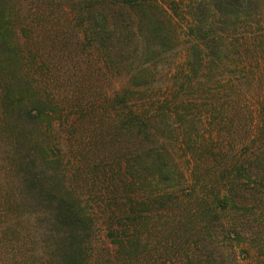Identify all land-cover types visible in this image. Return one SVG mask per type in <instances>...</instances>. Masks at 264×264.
Returning <instances> with one entry per match:
<instances>
[{
    "label": "rangeland",
    "instance_id": "1",
    "mask_svg": "<svg viewBox=\"0 0 264 264\" xmlns=\"http://www.w3.org/2000/svg\"><path fill=\"white\" fill-rule=\"evenodd\" d=\"M106 1L0 0V16L24 64L23 67L12 60L11 69L0 71V264H64V250L70 246L73 232L67 234L70 229L58 223L52 211L60 197L64 199V192L69 198H79L93 219L86 220L89 233L77 234L73 243L82 244L81 264H132L122 259L119 248L108 236V217L111 211H117L120 201H126V187L117 192L118 202L109 194L113 182L101 171H93L95 162L115 151L111 142L119 137L114 125L120 116L103 102L104 95L112 97L114 92L128 89L132 81L123 67L119 68L120 75L109 73L104 54L93 49L90 39L79 37L81 30L75 34L70 18L76 4L81 16L82 9L90 3ZM170 1L173 0L157 3L173 15L175 26L169 25L168 30L175 36V46L152 66L149 76L145 74L149 80L141 87L144 95L139 103L143 109H150L158 96L170 99L171 106L163 113L165 127L160 131L167 135L166 147L180 182L176 188L181 193L182 206L174 202L176 209L171 216L181 221L159 223L164 231L152 232V250L166 239L179 240L181 236L185 240L189 232L195 236L196 229H210L209 236L214 235L204 241L205 245L218 244L215 220L202 219L209 205L197 203V198L215 193V184H211L215 181V147L218 151L227 150L231 156H241L246 162L253 153V144L264 135V0H253L257 4L255 11L252 15L243 14L239 23L223 25L222 30L231 37L230 53L223 51L225 57L214 60L204 72L198 65L187 64L197 43L194 33L190 34V6L200 0H175L177 14ZM218 19L209 18V36L215 32ZM65 22L68 26L61 27ZM193 29L196 34L198 28ZM1 50L0 47V59ZM139 54L145 56L141 49ZM42 90L52 101L45 106L36 103ZM92 104L98 105L97 110ZM221 105L226 107V116L215 109ZM32 107L42 110V115L28 116L26 111ZM105 116L114 119L108 124ZM255 168L252 167L254 171ZM152 190L148 187L146 192ZM240 206L249 211L256 208L251 200ZM233 217L229 215L227 224L237 225L242 239L227 248V263L264 264V220L260 224L254 217L251 225L245 222L244 211L236 214L237 221ZM168 256H148L142 263L177 261H170ZM197 256L207 261L206 254ZM156 259L159 262H154ZM184 261L188 262L187 257Z\"/></svg>",
    "mask_w": 264,
    "mask_h": 264
},
{
    "label": "trees",
    "instance_id": "2",
    "mask_svg": "<svg viewBox=\"0 0 264 264\" xmlns=\"http://www.w3.org/2000/svg\"><path fill=\"white\" fill-rule=\"evenodd\" d=\"M250 1L200 0L190 6V16L193 18V22H190L192 25L190 34L194 33L197 43L193 46L194 52L193 49L190 51L192 56L187 61L189 67L198 65L202 71L208 70L214 60H222L223 51L227 55L230 53L231 37L222 29L229 27L230 24L239 23V17L245 13L252 15L257 4L253 0ZM172 3H174L172 6L175 9L174 14H177L175 0ZM7 5L10 4L7 3ZM79 8L80 6L76 4L73 15L70 17L75 24V34L81 30L79 37L82 40L90 39L93 49L101 50L109 73L115 72L120 75L119 68L123 67L126 69V75L129 76L128 79L132 81L128 89L114 92L112 97L108 94L104 95L103 102L109 103L120 118L122 116L121 119L117 116L119 120L114 125L115 129L118 127L119 137L118 140L114 139L111 142L115 151L106 154L100 162L93 164L95 174L101 171L104 177L108 176V180L113 182L112 187L109 185V194L114 196V200L119 202L117 192L122 189V186L126 187L124 188L127 193L126 201H120L117 211L113 210L111 215H108V236L119 248L118 252L122 254V259L132 264H147V262L142 263L144 258L148 256L150 259L161 258L164 253L169 254L170 261L177 260L173 264H188L192 261H195V264H228L226 261L227 248H232L235 240L241 241L242 239L240 230L236 228L237 225L228 226L229 215L232 214L233 220L237 221L236 214L244 211L245 222L251 225H253L254 217L255 221L261 222L260 224L264 220V135L253 144V153L246 162L241 156H231L227 150L220 148L218 151L215 147V172L212 173L215 174V181L211 183L215 184V193L213 196H202L201 200L197 198V203L209 205V208L206 207L203 211L202 219L215 220V239H220L218 244L205 245L204 241H210L209 237L214 235L211 233L209 236L210 229H206V232L196 229L195 236L194 233L189 232L185 240L180 239L181 236L178 237L179 240L166 239L154 245L152 250V232L164 231L161 226H158L159 223L166 221V223L173 222L174 224L181 221L171 216L172 211L176 209L174 202L182 206L180 204L181 193L176 188L180 182L173 166L174 160L166 147L165 137L167 135L162 130L160 131L163 120H165L163 113L171 106L170 99L158 96L152 101L150 109H143L139 103L144 95L141 87L149 80L145 74L149 76L152 66L160 63L166 57V53L175 46V36L168 30L169 25L170 27L175 26L173 15H169L165 8L159 6L157 0H120V2L107 0L102 4L92 2L82 9L81 16L78 14ZM211 12L214 13L211 16H215V19L219 17V19L215 22V32L212 31V35L209 36L206 26H208L207 22L211 17ZM0 17V47L3 52V57L0 59V71L6 70L7 67L11 69L12 60L21 63L24 67L22 59L15 51L16 47L11 42L9 30L6 29L2 15ZM68 21H70L68 25L71 26V20L68 19ZM65 25L68 26L66 22L60 24L61 27ZM193 26L198 28L196 34ZM233 44L235 47V43ZM140 49L145 53L144 57L139 54ZM12 77L16 78V76ZM56 85L58 87L57 83ZM216 99L218 100L217 97ZM36 100V103L41 106L51 101L44 95L43 90L40 91V96ZM92 106L95 109L98 107L94 104ZM140 107L143 110H140ZM215 109L223 114L227 111L224 105L215 107ZM16 113L18 114L17 111ZM42 113V110L34 107L26 111V114L33 118L39 117ZM114 116H105L106 123L109 124ZM204 148L206 146L202 149ZM251 161H254V164ZM254 166H256V171L252 169ZM213 169L214 166L211 170ZM136 185H139L138 189L134 188ZM148 187L153 188L154 192L147 193ZM157 187L164 189L158 190ZM63 195L64 199L60 197L57 206L52 210L55 220L67 225L70 229L67 234L73 232L72 242L64 250L63 263L81 264L82 244L73 243L77 234L88 232L90 225L87 221L90 222L93 219L88 212L86 213L79 198L74 196L69 198L66 192ZM68 200L71 201L68 202ZM247 200H251L256 208L251 211L242 209L240 205L246 203ZM113 206L109 205V208ZM258 210L260 213L257 212ZM184 223L188 224V222ZM61 234L64 233L61 232ZM198 247L200 249L197 252ZM261 248H264L263 244ZM108 253L112 256L111 251ZM199 254L200 257L206 254L207 261L203 262L197 256ZM186 257L187 263L184 261ZM158 259L154 262H159ZM163 259L166 258L163 257ZM163 261L159 263L168 264V261Z\"/></svg>",
    "mask_w": 264,
    "mask_h": 264
}]
</instances>
